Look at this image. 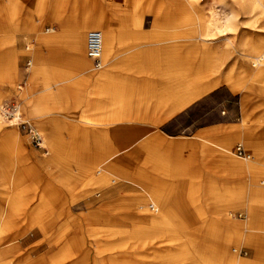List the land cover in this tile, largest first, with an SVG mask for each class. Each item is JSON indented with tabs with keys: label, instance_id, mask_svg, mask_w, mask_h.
I'll use <instances>...</instances> for the list:
<instances>
[{
	"label": "rangeland",
	"instance_id": "obj_1",
	"mask_svg": "<svg viewBox=\"0 0 264 264\" xmlns=\"http://www.w3.org/2000/svg\"><path fill=\"white\" fill-rule=\"evenodd\" d=\"M47 1L40 0L37 2L40 9L46 5ZM161 1L154 0L151 10L153 16L157 15L159 10L157 6L161 4ZM176 1L164 0L162 2L163 7H165L162 9L165 16L164 25H167L171 19H175L174 17L181 13L174 7ZM201 1L206 13L213 14L211 21L218 23L221 28H225L227 25H230L231 28L225 29L223 33H220V36L218 33L213 38L209 37L211 40L215 39L211 51L202 52L198 49L186 51L187 63L183 64L184 66L187 65L189 69V76L186 74L189 78L186 79L190 81L191 94L197 92L198 85L203 86L200 85L203 80L209 82L213 76L220 83L205 85L208 87L216 86L192 102L190 109L185 112L184 116L166 121L155 128L153 120L158 119L157 115H141L140 118H144L141 121L87 122L79 125L74 122L85 119L81 114L87 110V107L84 109H42L41 102L38 101L36 95L37 86L32 83L31 78H26V75L31 73L34 68L33 64H28L26 58L31 56L35 47L29 41L30 36L36 33L40 34L43 30L30 33H19L17 30H11L17 27L15 19L17 15L12 18L8 13L7 5L10 4L11 0H0V136L4 137L5 142H8L7 145L5 144L8 147L1 143L0 146L4 151L9 148L7 160L11 167V179L18 180L12 183L11 188L0 186V206L8 205L9 214L6 216V220L9 221L7 225L11 232L22 231V229L27 228L29 221L32 220L33 240H31L32 237L26 236V240L20 241L21 243L24 242L26 247L33 244L34 250H36L39 244L52 239L58 232L67 231V228H71L68 232L69 239L74 240L78 247L73 245L78 250L88 245L91 239H97V243L101 242L102 237L108 240L109 229L114 228L112 222H115V226L120 228L123 234L121 232V234H115L112 241H105L94 248L102 245L105 246L101 248H108L111 244L120 245L124 248V244L131 237V232L140 226L139 224L136 225L138 222H132L117 214V209H112L116 207L120 209L122 214H137L139 217L136 219L141 218L140 225L145 231L131 239L130 245L134 247L136 252H143L152 264H201L199 256H197L199 252L194 253L191 250L192 243L197 245L196 247L200 249V252L207 246L213 251L209 253V257L216 261L214 259L220 256L222 264L228 262L223 250H221L227 243L230 250L237 248L236 253L241 260L248 264H260L256 260L257 250L255 246L244 240L239 243L233 237L227 238L224 233L226 224L220 220L224 214L222 212L227 210L234 221L244 222L249 218V192L242 197L241 193H237L236 187L231 189L229 184L248 183L250 176L248 174H233L226 169L220 152H216L215 156L209 158L201 152V145L210 134L209 132L216 127L229 128L245 120L249 129L255 133L256 138L254 149L248 148L247 143L243 141L242 145L249 154L256 156L257 159H263L260 163L256 162L253 169L260 172L257 181L260 187H264V93L257 90L262 86L264 88V81H258L251 75L245 74L248 65L255 70H264V65H252L255 61V54L250 49L254 40L264 38V12L260 7H257L258 17L252 19L249 13L245 15L241 13L240 7L243 4L241 0ZM259 2L260 0H256V3L259 4ZM83 5L90 8L89 15H93V9L97 7H110L105 0H88L84 1ZM168 5L170 6L168 7ZM126 14L123 13L121 17L125 19ZM102 24L105 26L104 16ZM171 24L169 25L173 28L174 25ZM91 29L97 28H86L85 45L87 34ZM19 34L23 37V41L20 43ZM19 44L21 47L18 46ZM178 50L180 51V49ZM181 51L183 52V50ZM195 51L196 58L192 60ZM262 52H264V47ZM209 55L214 56L215 62L214 60L211 63L208 62L206 57L208 58ZM89 63L90 67L94 68L93 63L90 61ZM195 63L197 70L192 71ZM179 64L180 62L175 63L174 69H177ZM99 71L93 69V72ZM215 88L218 89L214 90ZM166 98L165 94L161 97L158 96L156 104L160 106L161 100H166ZM123 117L137 118V116L131 115ZM123 123H134L136 128L133 129L140 128L141 132L157 130L168 141L184 140L191 143L198 141V143L194 148L191 147L193 144L191 146L185 144L179 150L173 147L167 153L161 148L155 151L153 148L148 150L142 146L140 147L142 156L139 160L140 163L137 164L142 170L103 171L106 166L110 165L103 166L102 164L112 162L113 158L116 157L115 155L106 161H98V165L88 167L94 163L91 153H95L97 149L103 150L107 146L113 148L117 145L116 141H119L120 137L111 136L112 127L119 128ZM201 127H205L204 132L201 131ZM151 132L149 131L145 138H148ZM119 133L122 132L119 131ZM200 134L203 135L199 138ZM53 139H57L60 143L58 150L54 147L56 151L50 146L49 141ZM239 142V140L233 142L232 151L234 153L229 160L233 162L250 161L236 155L234 146ZM54 153L58 157L54 159L55 162L49 168L46 160ZM130 162L133 161H124L120 165L124 167ZM133 165H130L129 168ZM83 167H88L87 172L81 171ZM28 168L30 179L22 174L23 170ZM64 170L70 174L67 176L77 179L75 186L80 189L78 190L80 193L65 192L63 184L57 177L59 172ZM138 171L141 173L140 178H138ZM117 172H120L122 176L130 173L134 178H138L139 188L132 186L126 178L121 177L115 183L125 184V186L119 188L115 196L107 195L104 198L96 196L97 199L93 202L82 203L85 199H89L88 195L96 193L94 191L96 186L105 181L106 176ZM143 179L147 182L153 181L157 186L146 184ZM221 184L223 185L221 186ZM127 185H131L135 189ZM47 186L54 192L52 196L56 195L50 199L51 203L47 206L50 212L41 214L39 213L40 210H35V214L32 215L33 210L40 202L42 190ZM83 190L87 192L88 198L85 197ZM139 190L142 191V200L125 201V204L108 203V201L125 195V200H127L130 195L139 194ZM168 191L173 192L176 197L167 198ZM16 194L17 197L19 195V199L12 208L11 204L2 200V197ZM74 194L75 196H73ZM186 195L189 197L193 195L191 204L187 203ZM194 197L197 199L195 200ZM42 198L44 199V194ZM30 200L31 206H29ZM194 201L196 202L194 203ZM258 205L259 209L264 212V195L259 198ZM197 208L202 211V216H198ZM26 212L30 214L28 223L25 222L27 219ZM42 219L45 221L40 223ZM46 220H52V225L48 226ZM213 221L214 223L218 221L217 223L221 225L219 232L209 231ZM73 225L74 227H72ZM89 225L94 228L89 229ZM91 232H95L97 235L90 234ZM28 235H32V232H29ZM48 235L50 238L46 240ZM119 236H122L123 239L121 240ZM44 252L45 250L42 249L34 255V258ZM136 258L134 259L136 260ZM134 259L130 256L127 261Z\"/></svg>",
	"mask_w": 264,
	"mask_h": 264
},
{
	"label": "crops",
	"instance_id": "obj_2",
	"mask_svg": "<svg viewBox=\"0 0 264 264\" xmlns=\"http://www.w3.org/2000/svg\"><path fill=\"white\" fill-rule=\"evenodd\" d=\"M84 1L88 0H75L74 2L73 0H48L46 5L40 9V5L37 3L40 0H17V32L30 33L43 30L40 34L36 33L30 36L29 41L35 47L31 56L26 58L30 65H34L33 70L26 75V78H31L32 83L37 86L38 92L36 95L38 101L41 102L42 109H84L87 107V110L81 114L85 118L84 122L82 120L74 122L79 125L87 122L141 121L144 120L143 117L140 118L141 115H157L158 119H154L153 122L154 127L158 128L160 124L166 121L184 116L185 112L190 109L192 102L215 87L206 91L204 85H217L220 83L213 76V79L209 80V82L203 80L200 83L203 87L198 85V91L195 94L190 93V81L186 79L189 78L186 76L189 73V69L187 65H184L187 63V44H190L195 38L188 37V35L191 36L188 33V29L191 30V27L171 24L174 25L172 28L169 25L170 22L164 25L165 16L162 13V9L165 8L162 5L164 0L157 6L159 10L155 16L151 12L154 0H105L110 7H97L93 9V15H89L90 8L83 5ZM123 13H127L125 19L121 17ZM103 16L105 18V26L102 24ZM90 27L99 29L103 35L101 59L104 66L106 65L105 68L104 66L102 68L104 70L90 67L89 61L91 62V60L85 52L87 51L85 31L86 28ZM21 41H23V37L19 34V43ZM18 46L21 47L20 44ZM195 58L196 51L193 52L192 60ZM177 62H180V67L177 65V69H174V64ZM196 63L193 68L191 67L192 71L197 70ZM93 69L100 71L93 72ZM98 80L103 81L100 88L95 87ZM165 89L167 90L163 91ZM217 89L215 88L214 90ZM164 94L167 98L166 100L162 99L161 105L158 106L156 104L158 102L157 97H161ZM84 97L85 99L82 100ZM128 115L137 116V118L123 117ZM122 125L119 128L111 126L113 129L111 136L120 137V140L116 141L117 145L113 148L112 146H107L104 150L97 149L98 151L91 153L94 163L88 167L98 165V161L107 156L115 155L116 157L113 158L112 162L102 164L103 166L110 165L106 166L103 171L142 170L137 165L138 162L140 163L139 159L142 156L140 150L142 146L144 149L150 150V148H153L155 151L161 148L167 153L173 147L179 150L185 144L190 146L193 144L191 147L194 148L198 143V141L191 143L184 140L168 141L157 130H149L152 132L149 133L148 138H145L148 136L146 134L149 131L141 132L140 128H137V130L133 129L136 128L134 123H123ZM204 129L205 127H201V131L204 132ZM119 131L122 133L120 134ZM203 134H200L199 138ZM49 142L52 149L55 147L58 150L60 147L57 139ZM0 143L8 144L2 136H0ZM134 154H137L136 158L129 157V155ZM52 155L46 160L49 168L55 162L54 159L58 157L55 153ZM8 158L9 148L4 151L2 146H0V186H9L10 188V178L12 176ZM124 161L133 162L121 167L120 164ZM130 165L133 166L129 168ZM88 167H83L81 171L87 172ZM22 174L27 176V179H30L29 168L23 170ZM66 174H68L67 170H64L59 172L57 176L63 184L65 192L78 194L80 189L75 186L77 182L75 177H73L75 180L73 182L74 186L69 191L66 188L62 177V175ZM145 183L156 185L153 181L147 182L145 180ZM124 186L125 184L112 183L103 192L95 193L98 195H90L89 199L96 198V196L104 198L107 195L113 197L118 192V189ZM127 186L135 189L131 185ZM168 192L167 198H171L170 196L176 197L173 192ZM53 193L49 186L42 190L40 202L33 210L32 215L35 214V210H40L41 212L39 213L41 214L50 212L47 206L51 203L50 199L56 197V195L52 196ZM43 194L44 199L42 198ZM192 197L193 195H190V197L186 195L185 198L188 204L193 202ZM7 199L8 195L2 197V200L9 204ZM194 199L196 200L197 198L194 197ZM84 202L86 200L82 203ZM187 203L186 206L188 207ZM29 206H31V200ZM0 207L5 211L3 217L5 228L1 232L0 239H14L19 243L21 249L20 252L8 257L10 264H13L18 259L22 260L20 264H29L31 262L34 264H61L66 261L65 259L69 260L70 258L72 260L71 258H74L78 252L81 253V248L76 250V246L74 247L75 249L70 246L68 232L71 228H67V231L64 232H58L52 239L39 244L36 250H34L33 244L26 247L24 242L21 243L20 241L26 240V236L32 237L31 240H33L32 226H27L22 231L11 232L7 225L9 221L6 220V216L9 214L8 205L4 204ZM196 212L198 216L203 215H201L202 211L199 208H197ZM26 213L27 219L25 222L28 223L30 214ZM44 221L42 219L40 222ZM46 222L50 223V226L52 225V220H46ZM75 227L78 228V226ZM29 232H32V235L29 236ZM46 237V240L50 238L49 235ZM42 249L45 252L34 258V255ZM72 252L73 254L75 252L74 257ZM26 253L30 254V258H26Z\"/></svg>",
	"mask_w": 264,
	"mask_h": 264
},
{
	"label": "bare ground",
	"instance_id": "obj_3",
	"mask_svg": "<svg viewBox=\"0 0 264 264\" xmlns=\"http://www.w3.org/2000/svg\"><path fill=\"white\" fill-rule=\"evenodd\" d=\"M168 2H169V0H168ZM175 3L176 4L174 7L177 8L176 10H180L181 13L178 16L174 17L175 19H173V20L171 19L170 23H172L174 25L179 24L180 26H186L189 28L191 27V30L188 29V33L191 35L189 37H191L193 39L195 38V40L192 41L190 44H187L188 50L198 49L202 52L203 51L204 52L211 51L212 50L211 48L213 47L212 44L215 42L214 41L215 39L211 40L210 38L211 37L213 38V36H216L218 33H219L218 36H220V33L221 32L223 33L225 29L231 28L230 25H227V27H225V28H221V26L218 25V23L211 21L213 14L212 13L211 14L206 13V10L202 6L203 3L201 0H177ZM241 3H243V4H241L242 6L240 7L241 13H243V15L249 13L250 18H252V19H255L256 17H258L257 16L258 13L256 12L257 7H260L262 12H264V1L261 2V0H260V2L258 4V3H256V0H241ZM16 6H17V0H11L10 4L7 5L8 13L12 18H15L17 15V11H16L17 7ZM155 6H156V4H155ZM168 6H170V5H168ZM11 17H10V19L12 20ZM258 20H260V19H258ZM210 21H211V23H209ZM14 28H12L11 30H17V27H14ZM102 42H103V35H102ZM250 47H251L250 48L251 52L255 54V56H254L255 61H253L252 65L253 66L264 65V52H262L263 47H264V38L263 39L258 38L256 40H254V42L251 44ZM102 52H103V50H102ZM258 53H260V54H258ZM206 59L208 60L209 63H211L214 60V56L212 57L209 55V57L208 58L206 57ZM214 62H215V60H214ZM245 74L249 75V76L251 75L252 77H254V79H256L258 81H262V82L264 81V70H255L254 68H252V66L248 65V67H246ZM102 84H103V81L98 80L95 84L96 85L95 87L100 88ZM204 87H205L206 91L213 88V86L208 87L205 85H204ZM257 90L260 93H264L263 86L258 88ZM255 138H256L255 133H253L249 129L246 121L243 120L242 123L233 125V127H229V128H227V127H225V128L224 127H222V128L216 127L214 130H212L210 132V134L208 135V137L205 138L206 140L202 143L201 152L204 155H207L209 158L212 156H215L214 154L216 152H218V153L220 152L221 153V159L223 160V163H224L226 169H228L233 174L234 173L241 174V175L248 174L250 176L248 183L229 184V187H231V189L232 188L234 189V187H236L237 193L238 194L241 193L242 197H244L245 194L247 192H249V194H250L249 195L250 196V202H249V205H250L249 215L250 216H249V218L244 222H238L236 220L234 221L232 219L231 214L227 210V211L222 212L224 214L221 216L220 220L223 224L224 223L226 224V226H225L226 228L224 229V231H225L224 233L226 234V237L227 238L233 237L239 243H241L242 240L251 243L253 246H255V248L257 250L256 260L260 264H264V244H263L264 239H262L264 237V212H262L259 209V205H258L259 198L264 195V187H260V184L257 181L258 176L260 175V172L253 169L254 164L256 162L260 163V161H263V159L262 158L257 159L256 156L248 153V155L250 156L248 158V160H250V161H247V162H236V161H234L233 162V161L229 160V158L232 157L231 155L234 153L232 151V145H233L234 141L239 140L240 144H242V141L246 142L248 145V148L254 149ZM110 154H111V152H110ZM136 155L135 154L129 155V157L131 156L134 158ZM109 157H111V156H107L106 158H103L101 160L99 159L100 160L99 162L106 161ZM125 157H126V155H125ZM245 160H247V159H245ZM138 175H139L138 178H140L141 173L139 172ZM62 177H63V180L66 184V188L69 191V189L74 186L73 182L75 180H73L72 178L67 176V174L62 175ZM121 177L126 178V180L132 184V186H138V188H139L140 182L137 181L138 178H134L130 173L123 174V176H122V175H120V172H117V173L111 174L108 177L106 176V180L103 181L102 183H100L99 185H97L96 189L94 191H96V193L103 192L104 190H106L105 188L108 185L115 183ZM260 181L262 182V180H260ZM10 182H11V186H10V188H11L12 182L14 183L15 180L10 178ZM222 185L223 184H221V186ZM83 191H84L85 197H87V192L85 190H83ZM139 192L140 193L137 195H135V194L130 195L129 197H127V200H125V197H126V195H125L124 197L121 196L119 198H116L115 200L108 201V203L125 204V201L133 202V201L142 200V198H143V196H141L142 191L139 190ZM229 194L232 195L231 193H229ZM89 196L90 195H88V197ZM18 199H19V195L17 197V194H16L13 196L10 195L7 200L9 202V204L12 205L11 207H14L15 204L17 203L16 201ZM95 199H97V198H93V199H89V200L85 199L86 200L85 203L89 204V203L93 202ZM112 209H117V212H118L117 214L124 216V218H128L132 222H138V223H136V225L139 224V226H140V228L131 232L132 233L130 235L131 237L124 244L125 245L124 248H122L123 246H120V245L115 246L114 244L109 245L108 248H101L105 245H102L101 247H97L96 249L94 248V247H96V245L103 244L105 241L106 242H108L110 240L112 241L113 235L119 234L120 232L122 233L120 228L115 226V222L113 223L111 221L114 228L109 229L110 234L108 235V240L102 237L101 242L97 243V239H95V240L91 239L89 244L85 245V247H81V245H80L81 250H82L81 253L78 252V254H76L74 257L75 252H74V254L72 252L74 258H71L72 260H70V258H69V260L65 259L66 261L61 263V264H152L151 261L148 260V257L146 255H144L143 252L142 253L136 252L134 250V247L130 245L131 239H134V237H136L140 234H143L145 231L144 229H142V226L140 225V223L142 222L141 218L136 219L137 217H139V216H137V214L136 215L122 214L120 209H118L116 207H114ZM4 213H5L4 209L0 207V237H1V232L5 228V224H3ZM217 222L214 223V221H213L212 226L209 228V231H215V232L220 231L221 225ZM28 224H29L28 226H32V220H30ZM48 224H49L48 226H50V223H48ZM93 228L94 227H90V225H89V229H93ZM61 232H64V231H61ZM90 234L97 235L95 232H91ZM119 238L121 240L123 239L122 236H119ZM73 244H75L77 246V244L74 242V240L71 239L70 240V246H72V248L75 247ZM191 245H192V249H191L192 252H194V253L199 252L197 256H199L201 264H222L220 261V258H221L220 256H218V258L216 257L214 259L217 262L213 261V259H211L209 257V253H212L213 251H211L207 246H205L204 249L202 248L203 251L200 252L199 251L200 249H198L196 247L197 245H195L194 243H192ZM70 246H68V247H70ZM229 248L230 247H228V243H227V244H224L223 249H221V250H223V252H224L223 254L226 256L227 261H228L227 263H224V264H248L244 260H241L239 258V256L236 253L237 248H232L231 250ZM20 251H21L20 245H19V243H17L16 240H14V239L13 240L12 239L11 240L10 239L9 240L0 239V264H10V262H9L10 260H8L9 259L8 257L10 255L16 254ZM25 256H26V258H30L29 253L28 254L26 253ZM130 256L132 257V259H134L135 257H137V258H136V260L134 259L131 261H127L130 259ZM125 260L127 262H123ZM21 261H22L21 259L15 260V262H13V264H20ZM120 261H121V263H120ZM31 263H29V264H31ZM32 264H34V263H32Z\"/></svg>",
	"mask_w": 264,
	"mask_h": 264
},
{
	"label": "built area",
	"instance_id": "obj_4",
	"mask_svg": "<svg viewBox=\"0 0 264 264\" xmlns=\"http://www.w3.org/2000/svg\"><path fill=\"white\" fill-rule=\"evenodd\" d=\"M87 51L86 54L88 58L93 63L96 69H102L104 63H102V32L99 29H91L87 34ZM30 64V63H28ZM7 113H10L7 111ZM234 151L236 155L242 159H248L250 156L248 152L244 149L243 145L238 143L234 146Z\"/></svg>",
	"mask_w": 264,
	"mask_h": 264
}]
</instances>
